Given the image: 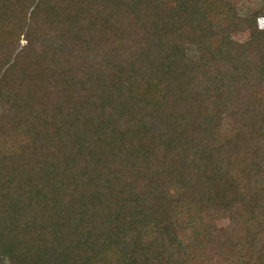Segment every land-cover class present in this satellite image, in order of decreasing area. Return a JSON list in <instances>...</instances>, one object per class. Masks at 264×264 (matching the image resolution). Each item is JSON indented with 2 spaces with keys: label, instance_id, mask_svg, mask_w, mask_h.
<instances>
[{
  "label": "trees",
  "instance_id": "trees-1",
  "mask_svg": "<svg viewBox=\"0 0 264 264\" xmlns=\"http://www.w3.org/2000/svg\"><path fill=\"white\" fill-rule=\"evenodd\" d=\"M262 16L0 0V264H264Z\"/></svg>",
  "mask_w": 264,
  "mask_h": 264
},
{
  "label": "rangeland",
  "instance_id": "rangeland-1",
  "mask_svg": "<svg viewBox=\"0 0 264 264\" xmlns=\"http://www.w3.org/2000/svg\"><path fill=\"white\" fill-rule=\"evenodd\" d=\"M263 0H234V9L236 10V15L238 18L244 20L252 15L254 12L260 10ZM258 23L261 29L264 30V16L258 19ZM226 37L233 39L239 43H243L249 40L250 33L246 28H227L225 32ZM260 97H264V86L261 85ZM1 109V107H0ZM213 225L216 228H222L229 225V220L227 219H217L213 221Z\"/></svg>",
  "mask_w": 264,
  "mask_h": 264
}]
</instances>
